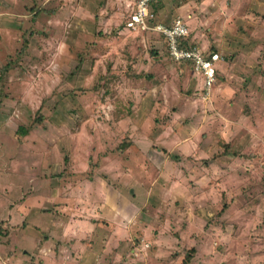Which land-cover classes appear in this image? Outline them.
<instances>
[{"label":"rangeland","instance_id":"374dc122","mask_svg":"<svg viewBox=\"0 0 264 264\" xmlns=\"http://www.w3.org/2000/svg\"><path fill=\"white\" fill-rule=\"evenodd\" d=\"M133 1L0 0V166L52 187L62 172L71 198L92 178L118 188L141 210L128 231L147 232L135 264H264V0L154 6L148 25L181 19L216 53L212 83L127 27Z\"/></svg>","mask_w":264,"mask_h":264},{"label":"crops","instance_id":"0c3cea01","mask_svg":"<svg viewBox=\"0 0 264 264\" xmlns=\"http://www.w3.org/2000/svg\"><path fill=\"white\" fill-rule=\"evenodd\" d=\"M5 30L0 24V33ZM77 141L76 146L84 153L86 143L80 138ZM47 152L42 155L39 172L55 174V153ZM4 160L0 166V188L7 195H0V210L5 212L0 218V250L13 247V252H8V257L0 253V264H135L134 255L139 248L129 250L131 237L137 241L142 237L138 234L147 232L128 231L127 223L140 216L141 210L118 188L92 178L86 181V191L71 198L64 192L62 172L57 173L52 187L49 180H41L29 166ZM17 172L24 183L19 186L11 178ZM11 182L14 186H9ZM13 188L15 196L10 198ZM123 226L126 230H122Z\"/></svg>","mask_w":264,"mask_h":264},{"label":"built area","instance_id":"2783aa9c","mask_svg":"<svg viewBox=\"0 0 264 264\" xmlns=\"http://www.w3.org/2000/svg\"><path fill=\"white\" fill-rule=\"evenodd\" d=\"M163 1L165 0H134L132 4L134 10L128 19L127 27L129 29L141 28L158 32L164 37L169 53L174 60L192 63L195 71L200 72L204 79L210 80V83L214 82L216 75L214 67L218 61L214 60L218 59V56L212 54L207 57L195 47H183L181 45V41H187L190 37L189 28L183 20H176L170 27L155 25L154 28L148 25L154 19L152 13L154 6Z\"/></svg>","mask_w":264,"mask_h":264},{"label":"trees","instance_id":"16d2710c","mask_svg":"<svg viewBox=\"0 0 264 264\" xmlns=\"http://www.w3.org/2000/svg\"><path fill=\"white\" fill-rule=\"evenodd\" d=\"M157 5V4H156ZM130 16H131V14H130ZM129 16V17H130ZM181 45L183 46V47H191L192 45H190V43L188 42V40L187 41H181ZM193 47V46H192ZM195 48H196V46H195ZM216 54V53H215ZM211 56V55H210ZM182 64H188V65H192V63H189V62H185V63H182ZM22 133H23V135H26L27 134V130L26 129H24V128H22Z\"/></svg>","mask_w":264,"mask_h":264}]
</instances>
